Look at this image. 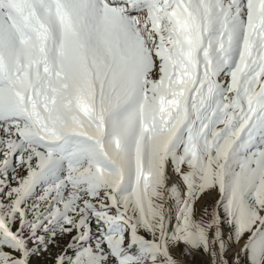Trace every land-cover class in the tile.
I'll list each match as a JSON object with an SVG mask.
<instances>
[{
  "label": "snow or ice",
  "instance_id": "6c2138e0",
  "mask_svg": "<svg viewBox=\"0 0 264 264\" xmlns=\"http://www.w3.org/2000/svg\"><path fill=\"white\" fill-rule=\"evenodd\" d=\"M0 264H264V0H0Z\"/></svg>",
  "mask_w": 264,
  "mask_h": 264
}]
</instances>
